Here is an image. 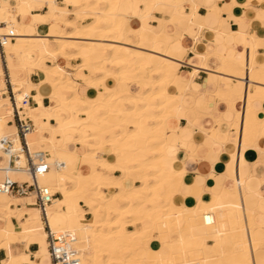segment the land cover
Returning a JSON list of instances; mask_svg holds the SVG:
<instances>
[{
  "label": "bare ground",
  "instance_id": "obj_1",
  "mask_svg": "<svg viewBox=\"0 0 264 264\" xmlns=\"http://www.w3.org/2000/svg\"><path fill=\"white\" fill-rule=\"evenodd\" d=\"M187 1L189 12L183 6ZM259 1L264 6V0ZM198 5L195 0H64L61 5L57 0H0V33L7 36L3 50L16 105L34 124L26 141L31 152L43 151L52 165L37 181L60 194L46 207L48 225L73 236L80 264H264V240L249 242L244 237L248 227L264 228L263 209L236 207L216 195L206 202L195 185L188 193L193 204L187 206L180 191L186 170L167 151L166 120L185 111L184 96L175 88L181 61L174 59L185 50L179 52L176 45L185 35L195 39L194 25L203 28ZM43 8L47 11L39 13ZM154 11L170 16L156 17ZM24 16H29L31 26L60 24L61 30L26 33L24 22L17 27V18ZM81 19L90 22L82 25ZM245 36L253 39L254 48L243 60L216 55L217 73L243 85V140L258 137L264 127L252 106L254 101L264 102V64L254 60L260 41ZM61 59L66 64H60ZM76 59L77 66L69 64ZM33 71L38 84L29 80ZM72 75L95 89V95H83ZM131 84L139 91L132 92ZM5 89L0 66V138L15 132L14 124L7 123L15 108L2 95ZM32 89L37 91V104L47 90L51 105H22ZM236 94L233 88L219 89L215 96L234 109ZM45 131L49 138L43 136ZM13 139L17 150L19 140ZM70 140L84 151L68 150ZM106 147L111 153L103 156ZM8 162L9 155L0 147V182L6 176L31 182L27 171ZM24 165L20 155L16 166ZM116 171L121 174L114 175ZM6 198L34 203L32 197L0 192V207L6 209L15 204ZM39 212L29 210V218L19 226L30 240L46 238ZM151 229L155 237L148 234Z\"/></svg>",
  "mask_w": 264,
  "mask_h": 264
},
{
  "label": "crops",
  "instance_id": "obj_2",
  "mask_svg": "<svg viewBox=\"0 0 264 264\" xmlns=\"http://www.w3.org/2000/svg\"><path fill=\"white\" fill-rule=\"evenodd\" d=\"M195 1L199 3L197 15L202 18L203 28L194 25L195 39L185 35L182 44L176 45L179 52L182 48L185 50L183 57H174L175 60L181 61L178 67L179 80L175 88L184 96L185 111L179 118L170 116L166 120L165 139L168 143V154L186 170V178L180 188L181 193L184 191L182 194L186 196L182 201L187 206H192L193 200L188 193L195 185L201 189L200 198L206 202L210 201L211 196L216 195L236 207L259 208L264 211V127L261 128L258 137L242 139L239 131L241 124L246 120L247 110V104L240 99L243 85L235 79L220 76L216 71L220 67L217 54H228L241 61L251 53L254 41L246 37V34L260 41L255 49L254 60L258 64H264V6L259 0ZM183 6L185 12H189V2H185ZM40 10L46 12L47 8ZM40 10L38 12L43 13ZM164 14L154 11L156 17H169L168 14L165 16ZM17 20V27L24 22L27 26L25 32L32 35L56 34L61 30L60 24L54 26L43 24L39 28L31 26L29 16L18 17ZM151 24L156 25V22ZM169 33L174 34L173 31ZM59 63L66 64L63 59L59 60ZM0 66L4 76L7 72L11 80L4 50L3 55L0 52ZM30 75L31 83L38 84L39 76L34 71ZM77 81L79 91L83 95H95V89L84 86L80 78ZM232 88L237 93L234 97V109L229 102L215 96L219 89ZM131 90L134 93L138 92L139 87L131 84ZM36 94L35 89L30 91L32 96L30 106L51 105L47 90H43L44 95L39 104L34 99ZM252 106L256 118L264 121V102L254 101ZM219 121L222 122L217 123ZM50 123L53 124L54 121L51 120ZM43 136L49 138L50 133L45 131ZM66 147L68 150L77 149L79 153L84 151L73 140L67 142ZM109 153L110 147H106L103 156ZM120 174L119 171L114 172V175ZM176 199L179 201L177 196ZM6 200H15V204H11L9 209L0 207V264L30 262L51 264L46 238L40 240L39 237H35L30 240L19 232V226L29 218V210H38L36 206L27 205L33 203V200L25 198ZM244 237L250 239L249 242L255 239L264 240V228L259 230L248 227L244 231ZM243 250H248L247 244Z\"/></svg>",
  "mask_w": 264,
  "mask_h": 264
},
{
  "label": "built area",
  "instance_id": "obj_3",
  "mask_svg": "<svg viewBox=\"0 0 264 264\" xmlns=\"http://www.w3.org/2000/svg\"><path fill=\"white\" fill-rule=\"evenodd\" d=\"M3 23H0V27ZM7 36L0 33V52L3 55V47L6 44ZM6 89L3 96H7L11 105L15 108L12 114V120L9 124H14L15 132L9 136L0 138V147L9 155L8 166L16 168V170H25L31 176V182L13 180L6 176L0 182V192L10 196L32 197L33 204L41 211V219L44 230L46 231L47 249L51 264H80L79 253L74 244V238L68 231L54 232L48 225L46 217V207L52 203L60 194L51 192L50 188L40 185L37 177L47 173L51 168V163L47 160V155L43 151L31 152L29 150L26 135L34 129V124L29 116L20 113L16 105L15 93L7 72L5 73ZM32 96L25 95L22 105H31ZM21 109L22 106H21ZM13 138L19 140L17 150L13 148ZM25 158L24 166H16L19 156ZM53 166L59 167L54 163Z\"/></svg>",
  "mask_w": 264,
  "mask_h": 264
},
{
  "label": "rangeland",
  "instance_id": "obj_4",
  "mask_svg": "<svg viewBox=\"0 0 264 264\" xmlns=\"http://www.w3.org/2000/svg\"><path fill=\"white\" fill-rule=\"evenodd\" d=\"M58 1V3L61 5V4H63V2H64V0H57ZM77 5L75 4V5H72V6H69V9L70 10H72V9H74V7H76ZM41 12H44L43 10H40ZM166 14H168L169 16H170V14L169 13H165L164 14V16L166 15ZM68 18H71V16H67ZM80 24H82V25H84V24H86V23H88V22H90V20H83V19H81L80 21ZM62 29H63V31H67L65 28H63V26H62ZM52 41V40H51ZM52 47L53 48H55L56 47V44H54L53 42H52ZM79 61V59H76V60H73V61H70L69 63H70V65H72V66H77V62ZM66 62V60H64V63ZM31 76V75H30ZM76 80H79V78L78 77H76V75H72ZM251 88L254 90V84H252V86H251ZM201 111H204L203 109H201ZM222 121H219V122H217V123H221ZM135 184H137V183H135ZM59 197V196H58ZM87 218H89L90 216L88 215V216H86ZM127 229H132L130 226H127ZM150 233V235H151V237L152 236H156V230H154V229H151V230H149L148 231V234ZM149 235V236H150ZM208 236V235H207ZM208 238V237H207ZM155 240L154 239H152L151 240V242H154ZM207 242L208 243H211V239L210 238H208L207 239Z\"/></svg>",
  "mask_w": 264,
  "mask_h": 264
}]
</instances>
